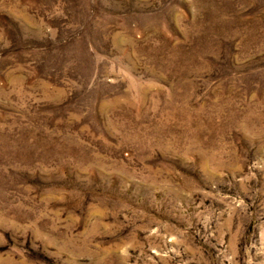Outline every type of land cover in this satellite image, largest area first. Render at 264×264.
I'll list each match as a JSON object with an SVG mask.
<instances>
[{
  "label": "rangeland",
  "instance_id": "1",
  "mask_svg": "<svg viewBox=\"0 0 264 264\" xmlns=\"http://www.w3.org/2000/svg\"><path fill=\"white\" fill-rule=\"evenodd\" d=\"M0 264H264V0H0Z\"/></svg>",
  "mask_w": 264,
  "mask_h": 264
}]
</instances>
